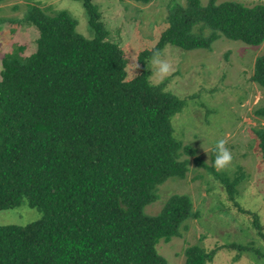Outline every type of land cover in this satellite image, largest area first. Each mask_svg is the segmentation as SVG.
Instances as JSON below:
<instances>
[{
	"label": "trees",
	"instance_id": "16d2710c",
	"mask_svg": "<svg viewBox=\"0 0 264 264\" xmlns=\"http://www.w3.org/2000/svg\"><path fill=\"white\" fill-rule=\"evenodd\" d=\"M80 1L90 36L76 31L68 11L28 5L22 20L36 29L35 47L1 59L0 209L25 199L41 214L0 224V264H170L156 244L180 236L197 216L192 201L173 195L155 214L144 208L170 177L184 179L186 156L196 151L173 136L171 118L185 101L149 81L147 61L168 43L210 48L220 36L259 46L264 3H175L168 26L139 51L140 70L128 78V58L107 38L97 6ZM250 77L264 94V54L256 56ZM255 115L264 118V99ZM259 145L264 156L263 139ZM210 157V165L198 157L195 163L218 179L215 146ZM240 177H219L230 198ZM225 246L262 253L248 244ZM213 251L190 244L183 264H206Z\"/></svg>",
	"mask_w": 264,
	"mask_h": 264
},
{
	"label": "rangeland",
	"instance_id": "374dc122",
	"mask_svg": "<svg viewBox=\"0 0 264 264\" xmlns=\"http://www.w3.org/2000/svg\"><path fill=\"white\" fill-rule=\"evenodd\" d=\"M100 13L107 38L122 48L126 58L127 77L140 70L138 53L150 48L168 26L169 7L186 0H152L142 4L129 0H90ZM208 0H200L205 5ZM222 0H216L219 2ZM253 5L264 0H236ZM28 5H36L46 13L65 10L76 20V31L90 36L86 12L80 0H1L0 1V70L1 59L9 51L24 56L35 47L36 29L22 20ZM208 33V31H204ZM20 46V48H19ZM171 65L163 76L147 61L149 81L183 99L182 111L171 118L173 136L196 151L189 159L183 180L170 179L157 187V200L145 206V212L157 213L173 195L188 196L196 217L189 218L180 236L160 240L157 251L170 264H183L184 249L198 244L214 249L206 264H264V156L260 142L264 140V118L255 115L264 94L251 80L256 56L264 54V41L259 46L229 40L222 36L210 48H180L166 44L159 52ZM227 140L234 157L229 170L218 172L231 182L241 174L231 198L220 182L206 168L195 163V157L211 164L212 148L219 139ZM36 207L26 200L8 209H0V224H24L40 217ZM237 242L257 247L240 251L226 247Z\"/></svg>",
	"mask_w": 264,
	"mask_h": 264
},
{
	"label": "clouds",
	"instance_id": "9594fccd",
	"mask_svg": "<svg viewBox=\"0 0 264 264\" xmlns=\"http://www.w3.org/2000/svg\"><path fill=\"white\" fill-rule=\"evenodd\" d=\"M151 63L156 71L163 76L168 75L171 71V65L156 51H153L152 53ZM227 143V140L222 138L216 141L215 144V159L213 161V167L218 172L229 170L233 165L234 157L231 150L227 147Z\"/></svg>",
	"mask_w": 264,
	"mask_h": 264
}]
</instances>
